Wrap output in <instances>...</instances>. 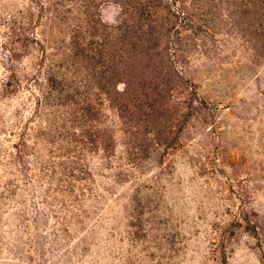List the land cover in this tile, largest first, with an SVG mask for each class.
I'll use <instances>...</instances> for the list:
<instances>
[{
	"label": "rangeland",
	"instance_id": "1",
	"mask_svg": "<svg viewBox=\"0 0 264 264\" xmlns=\"http://www.w3.org/2000/svg\"><path fill=\"white\" fill-rule=\"evenodd\" d=\"M0 264H264V0H0Z\"/></svg>",
	"mask_w": 264,
	"mask_h": 264
}]
</instances>
